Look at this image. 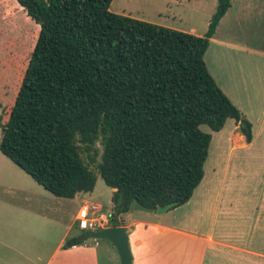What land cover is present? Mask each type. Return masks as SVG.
<instances>
[{
  "label": "trees",
  "instance_id": "obj_1",
  "mask_svg": "<svg viewBox=\"0 0 264 264\" xmlns=\"http://www.w3.org/2000/svg\"><path fill=\"white\" fill-rule=\"evenodd\" d=\"M13 1L38 33L0 151L55 197L94 191L82 152L97 155L100 143L96 169L114 190L110 225L120 226L135 199L147 208L192 199L212 142L201 127L220 132L234 120L252 142V124L205 61L231 0H218L204 37L115 14L114 0Z\"/></svg>",
  "mask_w": 264,
  "mask_h": 264
},
{
  "label": "crops",
  "instance_id": "obj_2",
  "mask_svg": "<svg viewBox=\"0 0 264 264\" xmlns=\"http://www.w3.org/2000/svg\"><path fill=\"white\" fill-rule=\"evenodd\" d=\"M255 13L257 17L264 15V0H231V7L220 21L205 54L207 67L218 86L252 124L253 140L248 143L236 123L229 131L230 135L227 134L228 137L218 140L211 162L213 174L208 181H205L204 176L192 197L198 216L196 220L192 216L184 217L185 222H190L193 228L174 224L175 215L171 223L146 220L139 217V212L123 216L128 228L133 264H264V86L260 79L264 73H260L254 64V56L257 54L264 59V51L251 48L241 41L244 35L241 25L252 22ZM211 17L212 12L202 32L192 26L186 33L204 37ZM237 31L243 33L236 36ZM254 74L259 77L257 81H254ZM14 100L15 97L4 107L3 115L0 114L2 138L3 127L8 121V112ZM223 142L229 147L227 153L220 152ZM11 175L21 178L16 172ZM20 184L23 183H19L18 187ZM24 185L33 190L29 195H35L37 187L27 181H24ZM2 190L13 189L2 186ZM111 193L113 195L114 190ZM28 194L25 202H29ZM89 194L78 196L87 197ZM112 206L108 214L112 212ZM81 208L75 213L74 227L67 226L65 236L55 249V255L62 252L63 245L73 233L75 225H78ZM24 211L33 217L31 221L34 227L44 224L40 219L47 220L43 213L30 210L29 206ZM84 234L73 235L71 238L81 240ZM87 243L84 241L82 244L84 248L89 247ZM77 249L79 245L71 247V251ZM67 252L65 250L63 254Z\"/></svg>",
  "mask_w": 264,
  "mask_h": 264
},
{
  "label": "rangeland",
  "instance_id": "obj_3",
  "mask_svg": "<svg viewBox=\"0 0 264 264\" xmlns=\"http://www.w3.org/2000/svg\"><path fill=\"white\" fill-rule=\"evenodd\" d=\"M217 5L218 0H114L110 9L115 14L162 24L164 27H172L178 31L186 32L194 26L202 32L208 15L212 12L213 17ZM241 30L244 32L242 42H246L251 48L264 51L263 14L257 17L255 13L252 22L243 23ZM243 32L237 31L236 36ZM37 33L38 26L15 1L0 0V114L2 115L4 107L15 97L17 83L22 75L20 65L34 46ZM254 57H256L254 64L260 73H264L262 63L264 59L257 54ZM210 67L213 69L211 63ZM258 79L259 77L254 74V81ZM260 79L264 86V74ZM234 123V120H229L220 132H214L207 126L201 127L203 132L212 135L209 158L205 164V181H208L213 174L211 162L217 142L221 137H228L227 134L234 128ZM221 146L220 152L227 153L229 149L227 143L223 142ZM96 147L97 155L95 150L89 153L85 150L82 152L83 160L95 172L97 178L95 189L87 197L77 196L75 199L55 197L0 152V264H120L116 249L107 240H97L99 246L96 247V241L89 239L88 248L80 244L79 249L72 251L71 248H65L64 244L62 252L54 254L60 239L65 236L67 226L74 227L75 213L86 202L102 206L104 214H108L111 210L112 189L107 186L96 169L101 161L103 148L100 143ZM90 158H95L96 162L91 163ZM13 172L20 174L21 178L11 175ZM24 181L38 188L34 191L35 195L28 194L33 190L26 187ZM19 183L23 184L18 187ZM2 186L11 187L13 190L4 191ZM15 188L21 191H15ZM26 194L29 195V202H25ZM192 202L191 199L180 208H173L161 216L147 212H139L138 215L146 220H162L166 223H171L172 216H176L174 224L180 223L193 228L190 222L186 223L184 220L187 216H192L196 220L198 216L197 206ZM28 206L30 210L39 211L47 217L46 221L39 220L44 223L43 225L34 227L31 221L33 217L24 211ZM82 233L78 225H75L69 238L73 235L80 236ZM65 250H68L67 254H63Z\"/></svg>",
  "mask_w": 264,
  "mask_h": 264
},
{
  "label": "water",
  "instance_id": "obj_4",
  "mask_svg": "<svg viewBox=\"0 0 264 264\" xmlns=\"http://www.w3.org/2000/svg\"><path fill=\"white\" fill-rule=\"evenodd\" d=\"M177 205L178 203L174 202L164 207L147 208L135 199L131 204L129 213L147 212L150 214H157L161 216L167 214ZM120 221V226L103 228L100 229L97 233H85L81 237V240H107L116 249L120 258V264H133V256L131 253L128 238V228L125 226L124 217H121Z\"/></svg>",
  "mask_w": 264,
  "mask_h": 264
},
{
  "label": "built area",
  "instance_id": "obj_5",
  "mask_svg": "<svg viewBox=\"0 0 264 264\" xmlns=\"http://www.w3.org/2000/svg\"><path fill=\"white\" fill-rule=\"evenodd\" d=\"M110 214L102 213V208L97 204L86 203L79 211L78 227L84 233H97L100 229L111 227Z\"/></svg>",
  "mask_w": 264,
  "mask_h": 264
}]
</instances>
